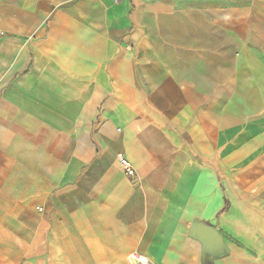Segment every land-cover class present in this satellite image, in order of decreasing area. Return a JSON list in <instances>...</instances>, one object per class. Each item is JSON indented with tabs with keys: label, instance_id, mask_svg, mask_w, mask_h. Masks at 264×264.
<instances>
[{
	"label": "crops",
	"instance_id": "crops-1",
	"mask_svg": "<svg viewBox=\"0 0 264 264\" xmlns=\"http://www.w3.org/2000/svg\"><path fill=\"white\" fill-rule=\"evenodd\" d=\"M231 2L214 7L222 17L209 26L217 31L214 49L204 51L199 34L179 37L177 44L182 60L207 64V77L218 88L212 95L205 71L194 82L155 75L149 94L134 82L130 86L119 68L133 65L132 39L107 51L117 57L109 65L116 84L112 97L87 95L71 75L75 71L49 70L36 55L31 68L26 48L13 67L4 55L0 76L28 70L20 83L29 89L21 93L31 98L0 104V253L23 252L30 243L34 264L56 258L65 264L114 263L131 253L196 264L200 243L188 236L193 222L217 229L229 250L237 241L254 248L264 219V55L246 54L247 62L259 60L249 72L261 96V115L227 122L231 96L223 99V90L227 95L240 88L228 79L237 74V41L220 30L244 28L235 27L233 14L247 13L241 19L249 20V13L264 11V3L237 8ZM136 62L141 68L159 65L150 53ZM219 62L232 67L222 74ZM98 71L102 93L108 73ZM3 109H14V115ZM118 155L134 167L136 182L124 176Z\"/></svg>",
	"mask_w": 264,
	"mask_h": 264
},
{
	"label": "rangeland",
	"instance_id": "rangeland-1",
	"mask_svg": "<svg viewBox=\"0 0 264 264\" xmlns=\"http://www.w3.org/2000/svg\"><path fill=\"white\" fill-rule=\"evenodd\" d=\"M256 3L260 6L264 0L231 2L237 8H241L242 5L255 8ZM223 4L224 0H0V72L3 73L5 54L12 59L11 64L9 61L6 62L7 66L13 67L15 62L19 61V50L26 48L31 68L36 55L41 58L40 65L49 70L51 68L61 73L66 70L75 71L70 73L85 85L87 95L96 94L98 97L100 94L99 97H112L115 96L116 84L109 71V65L116 61L117 57L109 58L107 51L112 45L125 48L127 41L132 39L130 45L133 48L131 50L134 57L133 65L119 68L130 86L135 84L136 90L149 94L153 88L151 86L155 85V75L162 77L161 81L166 75L169 78L182 75L186 81L194 82L200 80L197 78L198 73L205 71V87L207 93L212 95L213 90L218 88L212 79L207 77L209 76L207 64L202 65L199 60L187 61L185 56L182 60L177 44L182 41L179 37L199 34L201 37L196 38V41L203 40L204 51L214 49L211 45L216 39L217 31L209 26L221 20L222 17L219 15L221 13L215 14L214 7ZM222 14L224 16L223 12ZM242 16L248 17V14L234 13L233 20L235 27L244 25V28L237 27L233 31L220 30V34L224 36L225 32L232 33L237 41L233 55L237 74L228 79L232 81L234 88L236 86L240 88L230 89L227 95L223 90L222 96L223 99L229 94L231 96L226 109L229 123L231 119L241 121L247 115H261V96L253 75L249 72L252 66L259 64V60L257 58L247 62L246 54L253 51L257 57L259 54L264 55V11L249 13V20L243 21ZM203 22L206 24L202 29L200 25H203ZM246 24L250 25L249 28H245ZM173 26L177 27V30H173ZM178 27L185 33L178 32ZM191 40L195 41V38L192 37ZM188 41L190 42L189 37L185 42L188 44ZM149 53L159 59L158 67H138L136 61ZM178 58L180 61H177ZM81 64L84 65L85 71L80 74L78 68ZM217 66L223 74L226 69L232 67V64L219 62ZM99 68L101 72L108 73V80L101 82L105 84L102 93L98 92L101 87L98 80ZM218 70L216 69L217 72ZM26 71L28 70L20 69L17 75L0 76V104L7 101L29 102L31 95L23 96L21 93L23 88L29 89L28 85L20 83L26 76ZM149 75L153 76L151 79L154 84L150 83ZM13 88L14 94L9 95V98L5 97ZM13 110L10 109L9 113L8 109H3V112L14 115ZM262 196L264 197V190ZM262 231V236H256L252 250L238 241H232L234 242L232 250L228 249L230 251L228 256L217 264H264V219ZM25 247L23 252L0 253V264H6L8 258L7 264H34L36 256L30 250L31 244L25 243ZM131 255L132 253L125 254L117 262L102 264H183L180 259L145 260L143 259L145 256L136 253L137 258L143 257L139 260L132 259ZM56 259L53 260V264H65L61 258L56 263ZM199 261L198 258L196 264H199Z\"/></svg>",
	"mask_w": 264,
	"mask_h": 264
},
{
	"label": "water",
	"instance_id": "water-1",
	"mask_svg": "<svg viewBox=\"0 0 264 264\" xmlns=\"http://www.w3.org/2000/svg\"><path fill=\"white\" fill-rule=\"evenodd\" d=\"M188 236L200 243V264H213L215 260L224 259L230 252L223 236L210 225L193 222Z\"/></svg>",
	"mask_w": 264,
	"mask_h": 264
},
{
	"label": "built area",
	"instance_id": "built-area-1",
	"mask_svg": "<svg viewBox=\"0 0 264 264\" xmlns=\"http://www.w3.org/2000/svg\"><path fill=\"white\" fill-rule=\"evenodd\" d=\"M116 160L118 161V164L121 167L124 176H126L129 179L131 178L133 182H136L138 179L136 176V171L134 167L132 166V164L129 161H127L122 155H118ZM135 254L136 253H132L131 258L132 259L136 258L140 260L141 257L137 258Z\"/></svg>",
	"mask_w": 264,
	"mask_h": 264
}]
</instances>
